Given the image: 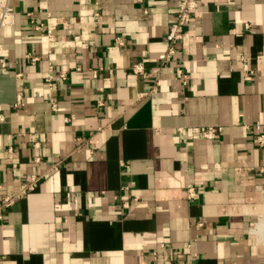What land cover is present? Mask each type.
I'll return each mask as SVG.
<instances>
[{
    "label": "crops",
    "instance_id": "1",
    "mask_svg": "<svg viewBox=\"0 0 264 264\" xmlns=\"http://www.w3.org/2000/svg\"><path fill=\"white\" fill-rule=\"evenodd\" d=\"M180 1L9 0L0 200L40 180L0 222V264H264V0H200L161 64Z\"/></svg>",
    "mask_w": 264,
    "mask_h": 264
},
{
    "label": "built area",
    "instance_id": "2",
    "mask_svg": "<svg viewBox=\"0 0 264 264\" xmlns=\"http://www.w3.org/2000/svg\"><path fill=\"white\" fill-rule=\"evenodd\" d=\"M200 0H181L178 4L177 10H176V17L175 21L171 24V26L168 29L167 35L165 37V42L167 45L166 51L162 53L159 56V62L161 64H167L173 61L175 56L177 55V45L183 41L185 30L187 25L192 19L193 14L197 11L199 6ZM95 18H98V15H95ZM14 24V11L10 6L9 0H0V29L3 27L11 26ZM57 24L55 23H48L46 26V36L48 41H53L52 32L55 30ZM246 29H249V26L246 25ZM35 30L42 31L43 32V25H37L35 27ZM115 43L119 46H122L123 43L119 39L115 41ZM28 60L31 63H35L38 61V58L32 57L30 55L27 56ZM0 68L5 69L6 63L0 59ZM52 70H50V73L46 79V82L49 87L52 86L53 81V74ZM131 72L141 77L142 79L148 78L147 73L144 71V66L142 63L134 64L131 68ZM175 77L180 82V84L185 87L188 84L189 78L187 77L186 73L184 72V69L182 66H177L175 68ZM67 75L66 73L62 72L59 75V79L66 80ZM92 78H97L96 71L92 72ZM155 86L160 85V81L157 79L155 81ZM147 96V94H140L139 98H143ZM101 104V103H100ZM17 105H20V102L18 101ZM49 105L53 111H56L57 106L53 99H49ZM71 118H66L65 122H69ZM194 134L201 137L203 140L207 142H214L216 141L219 136L222 133L221 127H206V128H193L191 129ZM256 130L259 132L255 136L254 143L260 147L264 148V129H262L259 125L256 126ZM178 135L181 137L183 141H186L187 138V132L183 128L177 129ZM8 152H11V149H8ZM40 159L35 158L34 162H39ZM261 173H264V171L261 170ZM38 178H32L31 181L25 185H22V187L15 193L7 194L0 200V222L3 221L5 215L7 212L11 210L13 205L16 201L26 198L31 192L35 189V184L39 181ZM2 186L0 185V191H2ZM197 193L195 189L192 186H187V193L186 198L189 201H195L197 200ZM123 207L127 208V204L125 203ZM198 226H201V224H198ZM156 253H153V257H156Z\"/></svg>",
    "mask_w": 264,
    "mask_h": 264
},
{
    "label": "bare ground",
    "instance_id": "3",
    "mask_svg": "<svg viewBox=\"0 0 264 264\" xmlns=\"http://www.w3.org/2000/svg\"><path fill=\"white\" fill-rule=\"evenodd\" d=\"M262 228H264V227H262Z\"/></svg>",
    "mask_w": 264,
    "mask_h": 264
}]
</instances>
